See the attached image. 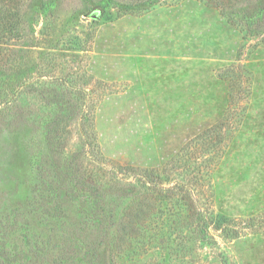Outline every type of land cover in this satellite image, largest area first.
Instances as JSON below:
<instances>
[{
    "label": "rangeland",
    "instance_id": "374dc122",
    "mask_svg": "<svg viewBox=\"0 0 264 264\" xmlns=\"http://www.w3.org/2000/svg\"><path fill=\"white\" fill-rule=\"evenodd\" d=\"M48 1L0 0V264H264L260 0Z\"/></svg>",
    "mask_w": 264,
    "mask_h": 264
},
{
    "label": "trees",
    "instance_id": "16d2710c",
    "mask_svg": "<svg viewBox=\"0 0 264 264\" xmlns=\"http://www.w3.org/2000/svg\"><path fill=\"white\" fill-rule=\"evenodd\" d=\"M53 1V0H52ZM52 1H48L46 3H41V9L42 10H46L47 9V6L50 2ZM105 1V5L103 6L104 8L105 7H108L109 5V2H111V0H104ZM99 2L101 3L102 1L99 0ZM234 2H245V0H234ZM261 2V7L259 9H257L256 12H254L253 14H255V21L253 23H250L252 24L253 26V31L259 33V32H264V0H260ZM261 18H259V16ZM254 18V17H253ZM255 26V27H254ZM143 206L141 205H138V208L134 209V212L132 214V216H137V217H142V216H147L151 213V210H152V207L151 208H148L147 210L142 208ZM208 217L209 219H205V221L203 222V224H201L202 226H204L205 228H209L211 227V224H214V226H218V228L221 229V233L227 237L230 233H231V230L232 227L233 229L236 228L235 226H233L231 224V222L224 216H221V217H218V216H214L210 213H208ZM130 216V215H129ZM216 218H220L221 219V222L220 223H216L215 219ZM264 222V215H261L259 217H256V218H251L249 220H247L246 222V226L245 227H242V229L244 228H249V229H254L257 225H259L261 222ZM202 222V221H201ZM263 226H264V223H263ZM203 227V228H204ZM214 229V227L212 228ZM124 227L122 228V236L125 234L124 231ZM119 231V230H118ZM124 231V232H123ZM124 233V234H123ZM235 238H238V235H236L235 237H233L232 239H235Z\"/></svg>",
    "mask_w": 264,
    "mask_h": 264
},
{
    "label": "water",
    "instance_id": "95a60500",
    "mask_svg": "<svg viewBox=\"0 0 264 264\" xmlns=\"http://www.w3.org/2000/svg\"><path fill=\"white\" fill-rule=\"evenodd\" d=\"M102 12H101V9H98V8H96V9H94L93 10V12H92V14L90 15V17L91 18H97V15H100Z\"/></svg>",
    "mask_w": 264,
    "mask_h": 264
},
{
    "label": "crops",
    "instance_id": "0c3cea01",
    "mask_svg": "<svg viewBox=\"0 0 264 264\" xmlns=\"http://www.w3.org/2000/svg\"><path fill=\"white\" fill-rule=\"evenodd\" d=\"M261 254H262V257L264 255V249H261ZM264 260V257L262 258Z\"/></svg>",
    "mask_w": 264,
    "mask_h": 264
}]
</instances>
